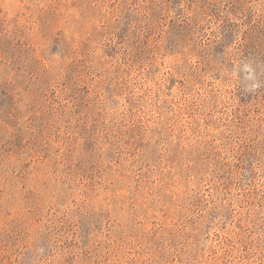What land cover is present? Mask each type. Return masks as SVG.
Returning <instances> with one entry per match:
<instances>
[{"label": "rangeland", "instance_id": "obj_1", "mask_svg": "<svg viewBox=\"0 0 264 264\" xmlns=\"http://www.w3.org/2000/svg\"><path fill=\"white\" fill-rule=\"evenodd\" d=\"M0 264H264V0H0Z\"/></svg>", "mask_w": 264, "mask_h": 264}]
</instances>
